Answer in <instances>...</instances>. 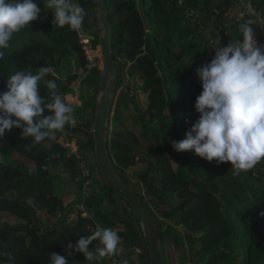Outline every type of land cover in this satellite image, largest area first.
I'll return each mask as SVG.
<instances>
[{
    "label": "trees",
    "instance_id": "trees-1",
    "mask_svg": "<svg viewBox=\"0 0 264 264\" xmlns=\"http://www.w3.org/2000/svg\"><path fill=\"white\" fill-rule=\"evenodd\" d=\"M140 1L147 0H104L114 27L112 47L119 69L116 92L122 78L120 74L127 68L137 85L142 80L141 89L148 93L157 113L153 116L142 111L135 100L133 109L122 96L114 120H122L124 106L142 126V137L128 131L111 136L108 141L111 158L127 180L126 171L140 160V143L147 147L142 160H150L151 168L140 174L139 183L160 201L157 209L162 207L161 215L171 221L166 227L153 204L146 200L141 186L130 184L156 215L166 264H174L173 247L189 249L193 264H264V216L261 215L264 212V168L257 164L246 173L235 175L230 162L217 165L215 160L208 162L199 157L194 150L176 152L171 146L173 140L185 139L199 118L195 103L202 84L196 69L213 58H209L208 53L211 43L218 39L222 27L232 20L231 14L227 15L228 10L235 14L240 8L235 6V0H219L215 7L211 0V7L202 13L204 0H188L187 6L184 0L182 3L180 0H150L149 9L141 10ZM34 2L42 9L40 17L31 22L29 28L14 35L0 60V92L7 91L6 79L15 72L35 73L42 66H52L59 78L49 75L45 79H56L59 94L66 97L72 91L71 84L79 77L78 73L67 76L61 73L72 60L71 54L84 76L87 91L92 87L97 90L100 67L89 68L79 45V32L67 26L55 27L54 14L46 10V0ZM75 2L87 12L80 32L93 36L96 45L98 29L94 4L91 0ZM260 4L264 14V0ZM188 10L192 12L189 16ZM118 32H124V35L117 38ZM149 33H153L152 51L146 53ZM132 34L135 43L131 41ZM233 37L242 39L238 31ZM129 84L133 93L134 85ZM40 91L44 96L49 95L44 82L40 84ZM95 94L94 91L93 95L83 97V108L76 106L74 125L68 124L62 131H57L55 140H44L49 141L48 147L41 142L29 149L25 145L30 144L31 138H23L20 129L6 131L0 140V154L4 156V162L0 164V253H3L0 264H8L10 257L12 264H50L51 252L65 256L68 264H78L81 253L68 256L67 245L91 235L96 230V223L102 228H112L120 235L114 254L120 264L128 262L136 248L142 249L138 264H151L145 238L131 206L105 180L101 194L91 191L87 202L90 210L95 212V220L80 215L76 221H70L65 196L58 193L56 182L62 177L76 181L77 176H82V161H88L93 174L95 167L100 170L95 160L91 128ZM67 131L69 140L75 137L84 150L82 161L68 154L64 145ZM81 185L82 182L77 183L78 191ZM105 193L108 194L106 198ZM164 193L176 195L178 205L164 209L161 197ZM114 196L121 198L129 208L122 209L125 218L104 209V203L111 208L117 207ZM121 223L125 225L123 230L119 226ZM94 245L95 242L89 245L93 251ZM109 261L111 264L112 259ZM86 262L91 264L95 260Z\"/></svg>",
    "mask_w": 264,
    "mask_h": 264
},
{
    "label": "clouds",
    "instance_id": "clouds-1",
    "mask_svg": "<svg viewBox=\"0 0 264 264\" xmlns=\"http://www.w3.org/2000/svg\"><path fill=\"white\" fill-rule=\"evenodd\" d=\"M46 8L54 14L53 25L67 26L79 32L87 16L75 0H46ZM34 0H0V60L10 47L14 35L41 15ZM242 39L217 45L214 58L196 69L202 91L196 98L199 118L181 141L173 140L176 152L194 150L195 154L217 165L230 162L235 175L247 172L264 159V45L255 38L249 23L239 26ZM52 66H42L35 73L21 70L6 79L7 91L0 92V140L6 131L20 129L23 138H31L30 147L46 138L55 140L74 120L76 105L60 95ZM44 82L48 96L40 91ZM47 112V115L44 113ZM35 118V121H34ZM4 162L0 154V164ZM264 216V212L261 213ZM120 235L112 228L96 226V230L67 245L68 256L82 253L86 261L114 255ZM94 245V251L89 245ZM3 255V253H0ZM8 264H12L10 257ZM50 264H68L67 258L50 253Z\"/></svg>",
    "mask_w": 264,
    "mask_h": 264
},
{
    "label": "rangeland",
    "instance_id": "rangeland-1",
    "mask_svg": "<svg viewBox=\"0 0 264 264\" xmlns=\"http://www.w3.org/2000/svg\"><path fill=\"white\" fill-rule=\"evenodd\" d=\"M218 1L219 0H213L212 4L214 7L218 3ZM239 1L243 4L244 9H245V13H243L241 11L243 14H246V13H253L254 14V17H249L250 26L254 30H256V29L259 30L260 27H262L264 29V14H263L262 6L260 4L261 0H258L257 3H254V1H256V0H235V2H236L235 5L239 6L240 5ZM138 6H139V8H141V10H148L150 7V0H147L146 2L140 1ZM46 10L48 11V13L51 12L47 8H46ZM229 14H231V17L233 19L232 24L227 22L225 27H222L223 30L220 32V34L218 36V40L216 39L217 43L216 42L211 43L212 47L210 49V52H208L209 56H210L209 58H211V57L214 58L215 53H213L212 51H213V48H215L217 46V44L218 45L220 44L221 46H226L228 44L229 36H232L234 33L233 31L234 30L239 31L237 24L241 25L242 23H247L246 20L242 19L244 17H242L241 14H239V15H236V13L233 14L231 9L228 10L227 15H229ZM188 15H189V13H188ZM238 19H241V20H238ZM152 29H154V27ZM239 33H240V31H239ZM122 35H124V32H118L115 34V36L117 38H119ZM262 36L264 37L263 32H262ZM85 37H89V38L93 39V36L85 34V33H81L79 30V45L83 49L84 54L86 55V59H87V57L94 59V65L90 69H93L96 66L101 67L102 66V60H101V55H100V51H99L100 48H96V50L94 52L89 53L86 50L85 45L83 44ZM219 39H220V41H219ZM131 41L133 43H135V39H134L133 34L131 35ZM207 44H208V42H206L205 45H207ZM88 49H90V48L88 47ZM68 57H70V55H68ZM73 57H74V55L71 54L72 60L70 59L69 63L66 64L61 69V73H63L65 76H67L68 73H78L79 74L78 79L71 84L72 91L69 94H67L66 98L69 102L75 104L77 107L83 108L84 107L83 97H85L86 95H93L94 91L96 93V90L94 87H92L91 91H87L86 84L85 83L83 84L84 76H83V74H81V70L79 71V67H78L76 58L74 57V59H73ZM120 77H122L121 82L119 85V89L116 92L115 101H114V105L112 108L111 124H110V137L111 136L113 137L114 135H116V133L127 132V131L128 132H134L135 135L142 137V132H141L142 126L138 125L139 122L136 119L135 115L133 113H131L130 111H128L124 106L122 107V110H121L122 120L120 122H117L114 120L115 110L119 104L118 100L121 99V97L124 94L125 85L128 83H132L134 85V88H133L134 90H133L132 94L134 96V100L136 101L139 109H141L142 111H147V113L150 112L154 116L157 113L156 108L153 104H151V102L148 98V93H145L144 91H142V89H141L142 80H140L139 84L137 85V83L135 81L136 79L130 75L127 68L121 72ZM141 122H143V121H141ZM92 125H93V123L91 124V128H92ZM144 125H146V124L144 123ZM75 139L76 138L73 139V142L70 141L69 140V132L68 131L66 132L65 140H64V145H65L66 150L67 149H73V150L76 149L78 152L83 153L84 150L81 149V147L79 146V143ZM61 141H63V138ZM42 143L47 147L50 144L49 141H43ZM140 151H141V155L139 157L137 156L138 159H140V160H138L137 164L134 167H132L126 171L127 181L129 183H132L133 185H135L138 188L141 186L140 189L142 190L146 200L153 204V207L156 210V213L159 216L161 223L163 224L164 227H166V225L168 223H170L171 221L168 218H165L161 215L160 210L162 207H160V210L157 209V207L159 206L158 203L160 201L158 200L157 197H153V195L151 193H147V191L144 188L145 187L144 184H142L141 182L139 183L140 174L144 171L150 170V168H151L150 160H148L146 162L142 160V158L145 157L144 153L147 152V147L143 146L141 143H140ZM142 152H143V155H142ZM171 158L174 160V155H171ZM172 164L174 167L177 166L175 161H173ZM258 164H260V166H262V168H264V161L261 160V162ZM150 173H152V172H150ZM153 181L156 182V180H153ZM81 182H82V176H77L76 181L72 180L71 177L66 176V177H62L60 180H58L56 182V186L59 188L58 193L65 196V203L67 204V210L71 214L69 216L70 221H76L78 219V217L80 216V213L78 210V205H80V202L82 201L83 195L85 192L82 185L80 187L81 190L78 191L77 183H81ZM103 184H104V178H103L100 170H98L95 167L93 179L91 180V184H90L89 192L94 190V191L99 192V194H101V191H102L101 187ZM157 186L159 187L158 181H157ZM106 197H108L107 193H105V198ZM114 197H116V196H114ZM161 197H162V200L164 201L162 204L165 207L164 209H168L169 206L176 207L179 203V200L176 197V195L164 193L161 195ZM116 198H117V202H116L117 207H114V208L108 207V205L106 203L103 204V207L105 210H106V208H108L109 211L117 213L118 217L125 218V213L122 211V209H129V208L127 207V205L124 203L123 200L122 201L120 200L121 198H119V197H116ZM94 214H95V212H94ZM1 219H5V218L1 216ZM9 219L12 221L11 216H9ZM109 220H110V218H109ZM121 224L122 225H119V226L122 228L121 230H123V226L125 227V225L123 223H121ZM185 244H186V247L191 249V247H189L188 242H185ZM198 247L199 246H197L195 248L198 249ZM127 250L125 249V251H127ZM141 250H142L141 248H136V251L133 254H131V256L129 257L128 262H126L124 264H138V262L140 260L139 255H140ZM79 258H80V261L78 264H86L87 263L86 259L82 253L80 254ZM109 260H110L109 257L99 258V259H96L95 262H91V264H96V263H100V262L105 263V264H110ZM173 263L174 264H193L191 261V252L189 251V249L185 251V250H182L179 248L177 249V247H173ZM112 264H114V263H112Z\"/></svg>",
    "mask_w": 264,
    "mask_h": 264
},
{
    "label": "water",
    "instance_id": "water-1",
    "mask_svg": "<svg viewBox=\"0 0 264 264\" xmlns=\"http://www.w3.org/2000/svg\"><path fill=\"white\" fill-rule=\"evenodd\" d=\"M91 1L94 4L96 14L98 43L102 60L99 83L95 94V112L92 125L95 160L106 183L128 202L137 217L145 238L151 264H166L155 213L141 198L135 188L117 170L108 149L111 114L119 83V69L113 55L114 27L109 19L108 8L104 0ZM184 4L187 6L188 0H184ZM210 7L211 0H204L201 12L206 13ZM188 13L191 14L192 12L188 10ZM204 20L205 22L207 21L206 15ZM152 40L153 33H149L145 45L146 53H151L152 51ZM123 96L134 109V96L129 83L125 85ZM245 178L246 175L243 176V180Z\"/></svg>",
    "mask_w": 264,
    "mask_h": 264
},
{
    "label": "built area",
    "instance_id": "built-area-1",
    "mask_svg": "<svg viewBox=\"0 0 264 264\" xmlns=\"http://www.w3.org/2000/svg\"><path fill=\"white\" fill-rule=\"evenodd\" d=\"M183 2V0H180V3H182ZM239 3H240V5H239V7H240V12L237 14V15H239V14H241L242 12L243 13H245V9H244V6H243V4L239 1ZM235 6H237V5H235ZM250 8V7H249ZM250 10V9H249ZM242 11V12H241ZM241 14L242 15V17H244V18H242V19H244V20H246V22L247 23H249V17H254V14L253 13H246V14ZM238 20H241V19H238ZM239 26H240V24H237V27L239 28ZM218 40V39H217ZM217 40L216 41H214V42H216L217 43ZM219 41H220V39H219ZM83 44L85 45V48H86V50L89 52V53H91V52H94L95 50H96V48H100L99 47V44L97 43L96 45L93 43V39L92 38H89V37H85V39H84V42H83ZM218 45V44H217ZM220 45V44H219ZM221 46V45H220ZM88 47L90 48V49H88ZM100 51V50H99ZM99 55V54H98ZM87 60H88V66H89V68H91L93 65H94V59L93 58H89V57H87ZM76 123V119H75V117H74V120H73V122L72 123H70L71 125H74ZM70 135V134H69ZM75 138V137H74ZM73 138V139H74ZM73 139H71L70 141H72L73 142ZM76 140V139H75ZM77 141V140H76ZM69 148V147H68ZM75 150V151H74ZM67 149V151H68V153L69 154H71V155H75V156H77L81 161H82V158L83 157H85V154H84V152L83 153H80V152H78L76 149ZM88 157H90V156H88ZM80 166H81V168H82V186H83V189L85 190V192H84V195H83V199H82V201L80 202V205H78V210H79V213H80V215L82 216V217H85V218H87V219H89V220H95V214H94V212L92 211V210H90L91 208L90 207H88V204H87V202H88V199H89V197L91 196L90 195V192H89V190H90V184H91V180L93 179V172H92V169L89 167V163H88V161L86 160V161H82L81 163H80ZM96 225H100V224H98V223H96ZM101 227V226H100ZM110 257V259H112V262H111V264L112 263H114V264H120L119 262H118V260H117V258L114 256V255H112V256H109Z\"/></svg>",
    "mask_w": 264,
    "mask_h": 264
},
{
    "label": "crops",
    "instance_id": "crops-1",
    "mask_svg": "<svg viewBox=\"0 0 264 264\" xmlns=\"http://www.w3.org/2000/svg\"><path fill=\"white\" fill-rule=\"evenodd\" d=\"M238 7H239V6H238ZM239 8H240V7H239ZM239 12H240V10H239ZM237 14H238V13H236V15H237ZM231 19H232V17H231ZM232 21H233V19H232L231 22H229V23L232 24ZM259 27H260V26H259ZM235 31H237V30H234L233 32H235ZM254 31H255V32H254V35H255V38H256V40L258 41V43H259L260 45H264V37L262 36V32H263V34H264V29H263L262 27H260L259 30L256 29V30H254ZM238 32H239V31H238ZM239 35L242 36V33L240 32ZM233 36H234V33H233L232 36H229L228 41H231L232 39H233V40H237V39L234 38Z\"/></svg>",
    "mask_w": 264,
    "mask_h": 264
}]
</instances>
